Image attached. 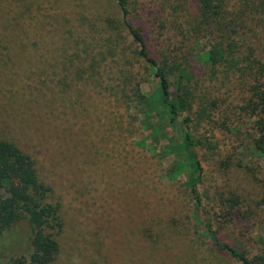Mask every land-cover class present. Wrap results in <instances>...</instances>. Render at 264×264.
<instances>
[{"label":"trees","instance_id":"1","mask_svg":"<svg viewBox=\"0 0 264 264\" xmlns=\"http://www.w3.org/2000/svg\"><path fill=\"white\" fill-rule=\"evenodd\" d=\"M113 1L108 12H100L98 3L91 0L67 18L32 27L25 23L26 14L35 15L32 1L1 0L0 12L8 16L4 24L8 34L0 38L2 95L26 106L35 101L38 109L45 104L55 106L50 95L74 90L109 93L116 105L130 112L133 105H139L150 134L138 145L145 148L148 144L155 151L154 144L165 142L173 159L167 176L186 174L194 208L204 215L212 251L230 256L237 264H264V248L257 242L256 252L250 254L219 238L223 225L241 222L251 226L253 216L261 213L264 230V191L254 209L243 207L232 192L219 199L218 210L203 205V169L197 150L208 139L198 129L205 123L214 129L216 123L209 118L223 101L206 92L205 96L197 94L196 76L186 59L197 52V62L210 78L217 80L221 73L222 85L233 77L242 86L238 87L246 94L242 103L229 108L231 113L222 118L219 129L228 132V124L236 120L234 113L241 122L245 114L250 118L251 131L238 148L248 151L256 166L243 165L240 160L237 165L254 175L264 190V0H162L164 16L154 31L159 60L152 53L155 46L134 20L144 0ZM59 2L50 0L48 10L54 11ZM203 41L210 48L199 51ZM135 64L142 72L134 71ZM145 71L157 81L149 95L140 90ZM56 110L62 111L61 107ZM150 140L154 142L147 143ZM49 198L50 188L38 174L36 158L11 138H0V254L18 249L14 245L24 240L27 249V253L11 255L7 264H58L61 208ZM19 223L27 226V235L14 231ZM7 238L10 242L3 243Z\"/></svg>","mask_w":264,"mask_h":264},{"label":"rangeland","instance_id":"2","mask_svg":"<svg viewBox=\"0 0 264 264\" xmlns=\"http://www.w3.org/2000/svg\"><path fill=\"white\" fill-rule=\"evenodd\" d=\"M29 1L35 15L26 14L25 23L35 27L67 18L69 12L80 10L82 3L91 0H59L54 11L48 10L50 0ZM92 1L98 3L100 12L110 11L114 2ZM161 2L144 0L138 16L133 15L146 40L155 46L154 57L160 53L154 31L164 16ZM4 12H0V38L8 34L4 29L8 16ZM261 47L264 49V42ZM209 48V43L203 41L199 51ZM196 54L186 58L196 76L195 91L223 101L209 118L216 123L214 129L205 121L198 129L208 139L197 150L203 169V205L218 210L219 199L232 192L239 196L243 207L254 209L263 187L244 166L237 165L240 160L243 165L256 166L251 154L238 148L242 137L251 131L250 118L245 114L244 123L234 128L242 123L234 113L232 119L236 120L228 124V132L219 129L222 118L231 113L229 108L239 106L246 94L233 77L226 86L222 85L221 73L217 80L210 78L208 70L197 62ZM135 67L134 71L142 72V67ZM148 73L145 71V81L140 86L145 95L157 85ZM230 85L235 88L229 91ZM1 90L0 138H11L36 158L38 174L50 188L49 200L60 204L63 226L56 236L60 247L58 264H237L230 256L212 251L204 215L194 208L186 174L167 176L173 159L166 152L165 142L154 144L155 151L148 144L145 148L138 145L150 134L139 105H133L130 112L116 105L109 93L95 95L74 90L68 94L52 92L55 106L45 104L38 109L35 101L29 106L22 101L9 102ZM118 135L120 141L114 143ZM253 221L251 226L241 222L223 225L220 240L254 254L258 247L255 242L264 248L262 213L253 216ZM13 229L22 236L29 232L23 223ZM5 242L9 243V238ZM24 243L14 245L18 246L14 251L1 253L0 264H7L11 255L27 253Z\"/></svg>","mask_w":264,"mask_h":264}]
</instances>
